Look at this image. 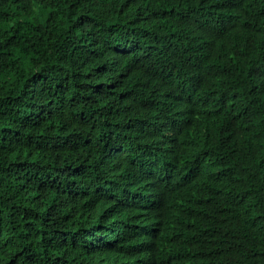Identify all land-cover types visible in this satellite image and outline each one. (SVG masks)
Listing matches in <instances>:
<instances>
[{
  "label": "trees",
  "instance_id": "16d2710c",
  "mask_svg": "<svg viewBox=\"0 0 264 264\" xmlns=\"http://www.w3.org/2000/svg\"><path fill=\"white\" fill-rule=\"evenodd\" d=\"M0 264H264V0H0Z\"/></svg>",
  "mask_w": 264,
  "mask_h": 264
}]
</instances>
